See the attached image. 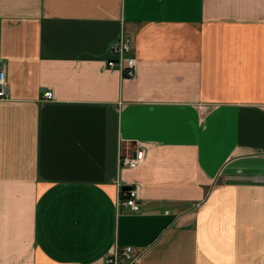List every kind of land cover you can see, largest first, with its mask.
Returning <instances> with one entry per match:
<instances>
[{
    "label": "crops",
    "instance_id": "obj_1",
    "mask_svg": "<svg viewBox=\"0 0 264 264\" xmlns=\"http://www.w3.org/2000/svg\"><path fill=\"white\" fill-rule=\"evenodd\" d=\"M0 70V264H263L264 0H0Z\"/></svg>",
    "mask_w": 264,
    "mask_h": 264
},
{
    "label": "built area",
    "instance_id": "obj_2",
    "mask_svg": "<svg viewBox=\"0 0 264 264\" xmlns=\"http://www.w3.org/2000/svg\"><path fill=\"white\" fill-rule=\"evenodd\" d=\"M109 52L112 59L107 62L109 69L118 70L124 78L135 79L137 60L133 55V40L127 31H122L119 38L114 41ZM45 100H53L54 94L52 91H46L43 94ZM10 99V90L4 70H0V101ZM143 159V152L135 154L120 153L119 167L135 168ZM124 199L121 200L119 206L121 209L137 212L140 209L139 205V189L132 187L131 190L124 191ZM143 252L136 250L133 247H114L107 256L101 260V264H137L140 262ZM264 264V257L262 260Z\"/></svg>",
    "mask_w": 264,
    "mask_h": 264
},
{
    "label": "water",
    "instance_id": "obj_3",
    "mask_svg": "<svg viewBox=\"0 0 264 264\" xmlns=\"http://www.w3.org/2000/svg\"><path fill=\"white\" fill-rule=\"evenodd\" d=\"M131 189H132L131 186H125V187L123 188L124 191H128V190H131Z\"/></svg>",
    "mask_w": 264,
    "mask_h": 264
},
{
    "label": "rangeland",
    "instance_id": "obj_4",
    "mask_svg": "<svg viewBox=\"0 0 264 264\" xmlns=\"http://www.w3.org/2000/svg\"><path fill=\"white\" fill-rule=\"evenodd\" d=\"M121 151H122V150H121ZM122 153H124V152H122ZM124 154H126V153H124ZM128 154H129V155H130V154H133V152H130V153H128ZM108 254H109V253H108Z\"/></svg>",
    "mask_w": 264,
    "mask_h": 264
}]
</instances>
